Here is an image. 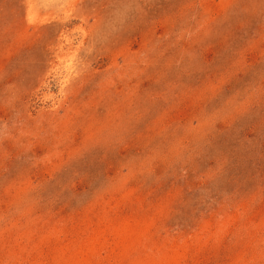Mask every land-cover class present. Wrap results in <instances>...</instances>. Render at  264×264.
Masks as SVG:
<instances>
[{
    "label": "rangeland",
    "instance_id": "obj_1",
    "mask_svg": "<svg viewBox=\"0 0 264 264\" xmlns=\"http://www.w3.org/2000/svg\"><path fill=\"white\" fill-rule=\"evenodd\" d=\"M0 264H264V0H0Z\"/></svg>",
    "mask_w": 264,
    "mask_h": 264
}]
</instances>
